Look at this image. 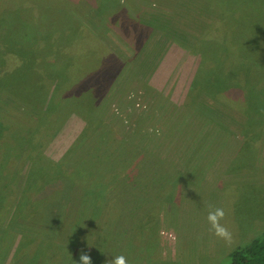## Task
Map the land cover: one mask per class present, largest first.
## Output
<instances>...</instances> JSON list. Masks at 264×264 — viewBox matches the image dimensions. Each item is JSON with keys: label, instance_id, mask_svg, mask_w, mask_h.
<instances>
[{"label": "rangeland", "instance_id": "1", "mask_svg": "<svg viewBox=\"0 0 264 264\" xmlns=\"http://www.w3.org/2000/svg\"><path fill=\"white\" fill-rule=\"evenodd\" d=\"M235 2H237L238 10L242 7L256 10L259 16L261 12H264V0H97V2L79 0L75 14L82 19L85 26L48 75L55 78L67 62L71 51L87 30L93 28L99 35V39L110 47L118 60L112 69H109L99 91L87 102L86 109L89 113L100 114L99 107L104 104L109 106V102L112 108L122 105L135 94V89H131L134 92H126L125 95L121 92L123 88L130 84L141 88L142 81L150 83L172 103L183 104L192 86L196 84L197 70L199 71L204 64L202 52L211 46L214 40L219 37L224 39L229 34L232 21L226 18L228 14L226 6ZM11 5V1L6 2L0 10V15L6 13L7 16V12L2 13L5 9V11L10 10ZM116 6H124L127 17L132 19L129 21L128 32L123 37L128 40L126 42L120 38L117 28L110 20V15ZM115 16L120 17L119 14ZM10 19L12 18L7 16L6 21L11 23ZM141 46L143 48L138 53V47ZM233 60L230 58L229 61L231 66L234 65L229 68V75L222 81L221 77L218 78L215 81V87L230 92L242 88L256 92V85H253L251 80L252 75H247L251 69L241 66V63L234 64ZM124 64L126 67L123 70ZM121 68L122 72H120ZM263 69L264 67H261L258 70L259 74L253 77L256 80L262 79L259 86L263 88L260 91L264 90V75L261 74ZM4 71L0 65V73ZM5 72L12 73L11 67H7ZM119 73L121 76H118ZM203 78L205 75L202 76ZM230 86L233 87L228 90L227 87ZM253 93H250V97L249 95L236 96L233 93L231 97H228L221 92L216 98L217 102L213 97L207 98L209 103L218 110V112L214 111L215 116L212 111L210 112L212 121L217 122L218 126L221 124L224 130H228V136L225 134L221 136L217 132V136L213 137L214 139H208L209 141L200 137L196 141V147H199L201 143L204 145L197 150L198 148H193V143L198 134L189 130L193 136L190 139L180 136L174 141L172 147H167V144L161 146L162 152L169 153L159 154V158L168 157L166 171L187 172L188 175L182 176L184 181L182 186L173 188L169 183H161V180L158 182L156 179V183L152 182L151 189L144 193L139 192L138 196L134 195L126 179H120L121 185L116 183V186H111L114 176L117 173L122 175V171H126L127 165L130 164L128 161L121 164L116 173H111L109 170L110 173L102 175L101 182L106 186L108 184L107 190L112 192L113 202L126 199L135 208L142 200L141 209L146 210L141 215L138 214L140 210L131 211V215L126 213L122 215V209L119 218L121 225L117 224L113 235V224L103 223L102 228L90 220L84 222L85 231L88 233L85 234L88 235L86 239H83L81 235L77 241L65 240L62 237L68 234L64 229L49 233L41 226L49 204L60 196L65 177L55 174L42 187L31 190L30 205L16 212L14 210L13 215L17 223L7 234V241H5L8 244L6 246L8 249L5 248V251L11 256L12 264H77L78 248L94 249L98 236L105 237L109 241V247L108 249L105 247L101 253L97 251L94 254L91 253L92 264H107L110 257L119 254L127 258L128 264H140L137 261L131 262L133 260L128 258L134 252V246L131 243L132 232L145 214L147 216L154 203L158 204L160 212L157 214L159 224L156 227L158 233L155 235L157 247L152 248L151 259L145 260L143 264H229L233 251L264 235V124L256 129H250L252 121L249 119L247 123V118L243 117L244 114L256 115L255 109L249 108L250 102L254 103L256 100V105L264 103V93L258 99ZM2 101L3 99L1 103H7ZM216 103L221 106L216 107ZM259 120H264V117H260ZM83 128L84 121L72 116L60 130L49 131L48 133L51 134L46 135L42 148L45 156L53 160L60 159ZM8 145L7 141L2 146L0 142V162L3 160L2 157L7 155L5 151H8ZM170 156H176L177 160L174 162ZM151 158L150 155L147 161ZM109 166L110 164L105 167ZM3 167L6 170L2 173L6 172L7 175L2 176L0 180V208L7 214L13 207V204L8 202L16 200L17 183L11 182L13 168L8 164ZM155 170L159 171L156 163H150L149 167L146 166L142 174L138 175V179L144 183L150 174L152 180ZM160 172H164L162 168ZM78 186L81 187L82 183ZM120 186L122 188L117 195ZM136 190H138L137 185ZM173 191V200L170 203L165 202L164 193L171 194ZM157 197L160 199H156ZM108 198L110 199V196ZM4 201L5 203H2ZM209 204L225 208L226 216L223 223L234 233V243L231 247L226 246L209 231L206 221ZM130 206L132 208V205ZM135 214H137L136 218L133 217ZM5 220L0 221V225L5 224ZM91 224L93 225L90 226ZM109 228L110 230L107 231ZM37 232L43 234L37 235ZM26 234L33 237V243H28ZM53 234L57 235L53 236ZM112 236L114 239L118 238L117 244L109 240ZM56 238L58 240H55ZM21 239L24 241L23 244Z\"/></svg>", "mask_w": 264, "mask_h": 264}, {"label": "trees", "instance_id": "2", "mask_svg": "<svg viewBox=\"0 0 264 264\" xmlns=\"http://www.w3.org/2000/svg\"><path fill=\"white\" fill-rule=\"evenodd\" d=\"M8 1L12 4L11 11L9 9L5 11V9L2 14L7 12L8 18H17V20L10 19L12 22L9 23L6 21V13L0 15V65L5 71L7 67H11L12 70V73L5 71L0 73L1 146L6 141L9 142L8 151H5L7 155H4L0 162V180L2 176L7 175L6 172H2L6 170L3 166L8 164L13 168L11 182H16L17 186L15 202L14 200L8 202L13 204L12 209L6 214L0 208L2 213L0 221L6 219V223L0 225V233H2L0 234V264L13 263L11 256L5 251L8 246L5 241H7V234L14 229L17 223L13 215L14 210L16 212L30 205L31 190L39 189L55 174L65 177L60 196L49 204L41 226L49 233L57 229L60 232L64 229L68 234L62 237L65 240L77 241L81 235L83 239H86L88 235L85 234L88 233L85 231L84 222L90 220L102 228L103 223L113 224V235L117 224L121 225L119 218L122 209V215L125 213L131 215V211L138 212V210L141 211L138 213L141 215L146 210L141 209L142 200L135 208L126 199L113 202L112 192L107 190L108 184L106 186L101 182L102 175L109 170L111 173H116L119 166L128 161L130 164L127 165L126 171L123 170L122 175L117 173L111 186H116V183L121 185L120 179H126L135 196H138L139 192L144 193L151 189L152 182L156 183V179L158 182L161 180V183H169L173 188L182 186L184 182L182 176L187 172H167L168 157L159 158V154L169 153L162 152L161 146L167 144V147H172L174 141L180 136L190 139L193 136L189 130L198 134L193 143V148H198L197 150L204 145L201 143L199 147H196V141L200 137L209 141L208 139H214L213 137L217 136V132L228 136V130H224L221 124L218 126L217 122L212 121L210 112L212 111L215 116L214 111L218 112V110L209 103L207 98L213 97L217 102L216 98L221 92L228 97L233 94L250 97V93H253L243 88L234 92L217 89L215 81L220 77L221 81L227 78L228 71H230V69L226 71L224 64L221 63L216 67L206 87L201 88L197 84L192 86L183 104L172 103L150 83L142 81L141 88L130 84V87H125L121 91L126 95V92H134L131 89H135L134 97L129 98L130 100L113 108L110 102H101L108 103L109 106L104 104L99 107L100 114H91L87 111L86 104L92 95L99 91L109 69L111 70L118 60L110 47L99 39V35L93 28L87 30L71 51L67 62L55 78L48 75L54 64L85 26L82 19L75 14L79 0H0V10ZM91 1L97 2V0ZM236 3L226 6L228 12L226 18L229 21L236 17L239 10L257 13L256 10L243 7L238 10ZM116 14L120 17L115 16ZM261 15H264V12H261ZM110 20L117 28L120 38L124 42L128 41L123 37L126 36L129 21L132 19L127 17L125 7L116 6L110 15ZM131 25H136V23H131ZM142 46L138 47V53L143 48ZM203 52L202 56L205 55ZM202 59L204 63L206 56ZM229 66L231 68L234 65ZM125 67L124 64L123 70ZM118 76L121 74L119 73ZM231 87L233 86L227 87L228 90ZM262 88L258 86L256 92L253 93L256 99L264 93V90L260 91ZM2 99V102L7 103H1ZM217 105L221 106L216 103L215 106ZM249 108L255 109L257 117L256 115L248 116V114H244L243 117L247 118V123L249 119L252 121L250 129H256L264 124V120H259L260 117H264V103L256 105L255 100L254 103H249ZM72 116L84 121L83 130L60 159L48 158L42 150L46 135L51 134L48 133L49 131L60 130ZM157 129L159 135L156 133ZM150 155L152 158L147 161ZM170 158L174 162L177 160L176 156H170ZM150 163H156L159 171L155 170L152 180L149 174L144 183H141L138 175L142 174ZM109 164V167H105ZM160 168L164 172H160ZM79 183H82L81 187L78 186ZM136 185L138 190H136ZM120 188L122 187H119L117 195ZM164 194L165 202L170 203L173 200L174 191L171 194ZM158 213H160L159 206L154 203L147 216L145 214L146 217L144 216L134 228L131 242L134 252L128 256L130 260H133L131 262L137 261L143 264L145 260L151 259L152 248L157 247L155 235L158 233L156 228L159 224ZM133 217L136 218L137 214ZM109 230L110 228L107 229ZM42 234L37 232V235ZM26 236L28 243H33V237H29V234ZM113 239L114 236L109 240L117 244L118 238ZM21 243H24L22 239ZM95 243L94 249L85 250L89 255L94 254L95 251L101 253L105 247L107 249L109 247V241L103 236H98ZM81 249L83 248H78L77 253H80ZM229 264H264V235L233 251Z\"/></svg>", "mask_w": 264, "mask_h": 264}, {"label": "crops", "instance_id": "3", "mask_svg": "<svg viewBox=\"0 0 264 264\" xmlns=\"http://www.w3.org/2000/svg\"><path fill=\"white\" fill-rule=\"evenodd\" d=\"M208 47L203 52L206 61L200 70H197L198 76L195 80L197 85L201 88L206 87L216 67L221 63L224 64L226 71L229 70L231 64L229 61L233 58L234 64L241 63V66L251 69L247 74L252 75V78L250 77L252 84L257 88L261 80L253 77L259 74L258 70L261 67H264V15L259 16L255 12L239 10L232 24L230 23L229 34L224 39L217 38ZM261 74L264 75V69ZM203 75L205 78L202 79Z\"/></svg>", "mask_w": 264, "mask_h": 264}, {"label": "clouds", "instance_id": "4", "mask_svg": "<svg viewBox=\"0 0 264 264\" xmlns=\"http://www.w3.org/2000/svg\"><path fill=\"white\" fill-rule=\"evenodd\" d=\"M151 131V129H150ZM159 135V130H156ZM226 210L224 207H217L212 204L208 205V211L206 216L207 224L209 225V231L219 240L223 241L226 246L231 247L234 243V233L225 224ZM77 264H92L91 256L83 249L79 253V261ZM107 264H128L127 258L122 255H115L110 257Z\"/></svg>", "mask_w": 264, "mask_h": 264}]
</instances>
